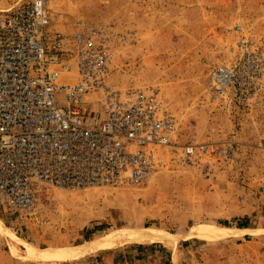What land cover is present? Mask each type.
<instances>
[{"label":"rangeland","instance_id":"obj_1","mask_svg":"<svg viewBox=\"0 0 264 264\" xmlns=\"http://www.w3.org/2000/svg\"><path fill=\"white\" fill-rule=\"evenodd\" d=\"M19 1L0 0V10ZM48 6L51 36L71 41L102 32L110 86L122 94L154 90L174 127L169 145L155 148V169L142 185L40 187L36 211L23 217L0 205L8 229L0 234V264H264V0H49ZM232 65L251 78L219 96L209 72ZM72 71L62 79L75 83ZM188 146L197 149L190 160ZM146 228L173 235L176 246L126 244L73 261L28 259L32 248H75ZM196 230L216 237L195 238Z\"/></svg>","mask_w":264,"mask_h":264},{"label":"built area","instance_id":"obj_2","mask_svg":"<svg viewBox=\"0 0 264 264\" xmlns=\"http://www.w3.org/2000/svg\"><path fill=\"white\" fill-rule=\"evenodd\" d=\"M48 4L21 0L0 10V205L19 217L36 211L40 187L146 183L155 148L169 145L174 127L154 90L122 94L110 86L111 54L102 32L78 33L71 41L51 36ZM73 69L75 83L62 79ZM249 78L236 65L209 72L219 96ZM196 151L186 147L185 158Z\"/></svg>","mask_w":264,"mask_h":264},{"label":"bare ground","instance_id":"obj_3","mask_svg":"<svg viewBox=\"0 0 264 264\" xmlns=\"http://www.w3.org/2000/svg\"><path fill=\"white\" fill-rule=\"evenodd\" d=\"M207 230H196L192 235L195 238L210 240L214 239L216 235L211 234ZM0 234L7 235L8 229L0 219ZM177 240L173 235L164 233L151 228L136 230V231H119L109 234L101 239L91 240L85 242L83 245L75 248L65 249H45L35 251L33 248L30 250L31 254L28 256L29 260L47 261L50 259L55 260H77L81 256L97 251H104L114 249L116 247L126 244H147V243H162L168 246H176ZM13 253L17 254L16 249Z\"/></svg>","mask_w":264,"mask_h":264},{"label":"trees","instance_id":"obj_4","mask_svg":"<svg viewBox=\"0 0 264 264\" xmlns=\"http://www.w3.org/2000/svg\"><path fill=\"white\" fill-rule=\"evenodd\" d=\"M238 227L239 228H246L247 227V224H239Z\"/></svg>","mask_w":264,"mask_h":264},{"label":"crops","instance_id":"obj_5","mask_svg":"<svg viewBox=\"0 0 264 264\" xmlns=\"http://www.w3.org/2000/svg\"><path fill=\"white\" fill-rule=\"evenodd\" d=\"M54 249H56V248H54ZM44 250V249H43Z\"/></svg>","mask_w":264,"mask_h":264}]
</instances>
